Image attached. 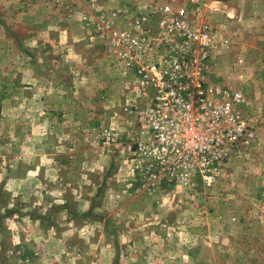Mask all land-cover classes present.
Wrapping results in <instances>:
<instances>
[{
  "label": "rangeland",
  "instance_id": "obj_1",
  "mask_svg": "<svg viewBox=\"0 0 264 264\" xmlns=\"http://www.w3.org/2000/svg\"><path fill=\"white\" fill-rule=\"evenodd\" d=\"M105 1L0 0V92L6 93L0 98V153L15 156L24 147L29 154L30 141L46 144L48 135L60 136L71 146L66 151L72 155L75 183L80 161L90 168L95 158L102 163L96 177L88 171L84 184L96 207L80 218L103 226L109 237L99 243L96 234L99 247L94 242L91 247L92 241L85 243L88 248L81 244L84 250L76 245L60 261L103 264L98 252L137 225L140 239L126 245L167 247V264H264V0H225L235 11L232 18L225 12L206 14L221 29L216 28L219 40L230 44L214 50L209 80L245 94L250 104L243 109L257 132L255 142L221 163L212 186L162 185L154 192L135 190L140 184L128 174L123 139L110 149L96 144L104 127L125 132L132 76L108 55L94 23L101 13L137 10L152 0ZM3 162L0 156V166ZM5 197L0 198V216L13 205L14 198ZM24 198L32 197L27 193ZM118 204L132 205L131 212L140 214L131 217L122 210L114 216ZM27 258L2 251L0 264L36 263ZM120 258L113 264H121Z\"/></svg>",
  "mask_w": 264,
  "mask_h": 264
},
{
  "label": "built area",
  "instance_id": "obj_2",
  "mask_svg": "<svg viewBox=\"0 0 264 264\" xmlns=\"http://www.w3.org/2000/svg\"><path fill=\"white\" fill-rule=\"evenodd\" d=\"M176 3L152 0L94 17L108 55L132 76L125 132L104 127L96 144L110 149L124 140L136 191L212 186L221 163L257 138L243 109L250 104L245 94L209 80L217 33L206 14L223 13L221 1L189 0L205 7L203 15Z\"/></svg>",
  "mask_w": 264,
  "mask_h": 264
},
{
  "label": "crops",
  "instance_id": "obj_3",
  "mask_svg": "<svg viewBox=\"0 0 264 264\" xmlns=\"http://www.w3.org/2000/svg\"><path fill=\"white\" fill-rule=\"evenodd\" d=\"M107 1L104 2L105 5H108ZM220 1L224 12L232 18L235 11L228 8L225 0ZM176 7L182 8L190 15L195 13L194 8H199L202 15L206 12L203 5H194L189 3V0H177ZM212 25L217 33L216 49L221 45L229 47L228 40H219L217 32L219 27L214 23ZM48 136L46 144L30 141L29 144H33V151L29 154L24 152V147H21L22 149L18 150L15 156H10V153H0L4 160L0 166V198L5 196V198H14L13 205L8 206L9 214L0 216V254L2 251L4 253L8 250L18 251L24 259L28 260L27 257H30V260L34 259L35 264H69L65 260H60L72 253L70 251L75 250L70 248L79 245L80 249L84 250L81 244L84 245L89 241H92L91 247L94 246L97 240L96 234L99 235V243L103 237H109L108 231H105L103 226L100 225L101 228H99L96 225L98 226L96 228L92 220L84 221L80 218L81 213L87 217L86 212L96 207V201L90 197L89 188L84 184L88 181V173L94 172L96 177L95 171L102 167V163L99 158H95L93 161L95 167L90 168L87 162L80 161L79 174H75L78 183H75L73 179H70L74 175L71 172L73 166L70 157L72 158V155L66 151L68 140L64 138L62 142L60 136H51L53 138ZM97 165L99 166L96 167ZM27 193L32 197L31 199L24 198ZM124 206L125 204H118L113 211L114 216L120 214L122 210L131 217H137L140 214L135 210L136 207ZM36 208H40V213ZM133 208L135 209L132 213ZM30 212L32 214H29ZM114 218L117 222L121 221L117 217ZM12 223L14 226H11ZM60 227L61 231L56 232L55 229ZM135 227L137 225H134V231H125L122 238L114 237V240H111L112 243L110 241L105 244V247L98 252L100 262L113 264L115 257H121V264H167L165 263L167 247L156 250L139 248L136 243L135 247L126 245L128 240L131 242L140 239L142 233L135 231ZM92 230L95 233H92ZM116 240H120L121 243ZM9 244L13 247L7 249L6 245ZM90 245L84 246L88 248ZM99 246L95 244V248ZM107 255H110V258L107 259Z\"/></svg>",
  "mask_w": 264,
  "mask_h": 264
},
{
  "label": "trees",
  "instance_id": "obj_4",
  "mask_svg": "<svg viewBox=\"0 0 264 264\" xmlns=\"http://www.w3.org/2000/svg\"><path fill=\"white\" fill-rule=\"evenodd\" d=\"M5 94H6L5 92H0V98L5 97Z\"/></svg>",
  "mask_w": 264,
  "mask_h": 264
}]
</instances>
